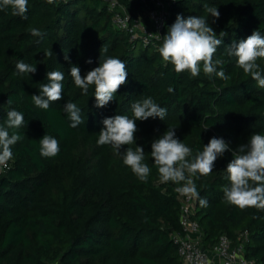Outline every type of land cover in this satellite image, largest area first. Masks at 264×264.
Masks as SVG:
<instances>
[{"label":"trees","instance_id":"1","mask_svg":"<svg viewBox=\"0 0 264 264\" xmlns=\"http://www.w3.org/2000/svg\"><path fill=\"white\" fill-rule=\"evenodd\" d=\"M116 1L118 10L131 18L146 20L153 7L148 0ZM108 6L105 0H28L24 17L0 10V123L11 109L25 116L9 168L0 171V264H181L171 239L181 231L182 201L175 191L180 185L162 183L150 156L151 142L168 127H175L176 137L193 154L212 137L224 139L231 149L217 159L210 175L194 178L199 198L207 200L206 207L197 198L194 204L201 247L210 251L221 235L235 240L246 230L245 256L264 264V211L228 204L222 191L229 183L226 166L232 152L253 133L264 134V88L226 55L234 40L256 30L264 35V0H174L160 38L148 43L131 41L116 28ZM205 7H216L219 19ZM178 14L205 16L218 38L225 33L214 59L224 60L229 79L205 76L202 69L197 77L177 74L163 62L158 49ZM32 27L43 35L33 36ZM108 56L124 61L127 83L113 101L98 108L94 86L82 94L70 69L79 67L83 76ZM20 60L36 65V72L18 74ZM258 63L264 74V61ZM55 70L64 73L63 98L39 109L31 97L40 94L41 85L48 83L46 73ZM147 97L167 114L164 120L136 122V144L144 148L151 169L142 182L123 164L127 146L117 154L96 141L106 117L132 118L131 105ZM67 102L81 109L84 123L76 128L64 112ZM45 134L60 143L55 157L40 155Z\"/></svg>","mask_w":264,"mask_h":264},{"label":"clouds","instance_id":"2","mask_svg":"<svg viewBox=\"0 0 264 264\" xmlns=\"http://www.w3.org/2000/svg\"><path fill=\"white\" fill-rule=\"evenodd\" d=\"M46 2L53 4L55 0ZM5 9H11L13 15L24 17L28 11V0H0V10ZM205 11L216 20L219 19L220 13L216 7H205ZM30 31L33 36L43 35L36 27H32ZM224 35L221 32L218 38L205 16L185 18L178 14L167 34L162 37L158 52L163 62L171 64L177 74L188 72L192 77H197L202 69L205 76L215 75L227 80L229 77L223 71L224 60L214 59L217 49L223 44ZM103 51L107 52V48ZM46 55L51 56L52 53ZM226 55L235 57L236 65L257 81L260 88H264V74L258 63V60L264 61V35L259 30L253 31L245 39L238 42L234 40L227 45ZM65 59H68L67 55ZM15 67L18 74L35 73L37 70L36 65L27 64L23 60L17 62ZM46 76L48 83L41 85L39 95L31 97L34 105L42 110H47L51 102L60 101L64 92L62 71H49ZM70 76L84 95L88 93L90 86H94L96 107L103 108L113 101L119 89L127 83L128 71L123 60L108 56L103 59L100 57L99 65L83 76L79 67L71 66ZM169 91L173 89L170 88ZM7 102L12 103L11 99ZM131 110L132 118L118 114L106 117L96 143L98 146L110 145L117 154H121L120 149L127 146L122 153L123 164L140 181L147 182L151 169L145 162L144 148L136 144L135 134L139 130L136 122L149 118L164 120L167 110L151 97L137 100L131 105ZM64 112L71 121L70 127L76 128L84 123L81 109L75 103L67 102ZM24 124V114L16 109L9 110L7 119L0 123V166L6 167L7 162L13 158L12 147L22 139L17 130ZM174 129L175 127H168L167 131L151 142L150 156L159 179L162 183L180 185L175 189L179 195L197 198L200 205L206 207L207 200L199 198L195 179L213 172L217 159L231 151L229 144L222 138L212 137L207 145H203L202 150L193 154V149L176 137ZM59 152L60 143L56 138L45 134L40 139L42 157L52 158ZM232 156L226 166L229 183L222 189L225 202L241 210L255 208L264 211V134L253 133L247 143L239 145L232 152Z\"/></svg>","mask_w":264,"mask_h":264},{"label":"built area","instance_id":"3","mask_svg":"<svg viewBox=\"0 0 264 264\" xmlns=\"http://www.w3.org/2000/svg\"><path fill=\"white\" fill-rule=\"evenodd\" d=\"M109 11L113 12L112 23L114 26L129 35L131 41L140 39L148 43L159 39L169 18L167 7L174 0H148L153 5L146 14V20L131 18L125 11L118 10L116 0H105ZM7 166H0V171H6ZM181 208L179 224L181 231L171 234L173 244L181 264H255L254 260L245 256V246L249 242V234L246 230L239 233L233 240L227 235H221L212 250H203L200 244V228L198 221L194 218L195 198L181 196ZM217 257L215 262L211 255ZM50 264H59L53 261Z\"/></svg>","mask_w":264,"mask_h":264},{"label":"crops","instance_id":"4","mask_svg":"<svg viewBox=\"0 0 264 264\" xmlns=\"http://www.w3.org/2000/svg\"><path fill=\"white\" fill-rule=\"evenodd\" d=\"M211 258L215 261V262H217L218 261V259H217V257L216 256H214L213 254L211 255Z\"/></svg>","mask_w":264,"mask_h":264},{"label":"water","instance_id":"5","mask_svg":"<svg viewBox=\"0 0 264 264\" xmlns=\"http://www.w3.org/2000/svg\"><path fill=\"white\" fill-rule=\"evenodd\" d=\"M202 249H203V250H205V248H204V247H203Z\"/></svg>","mask_w":264,"mask_h":264}]
</instances>
